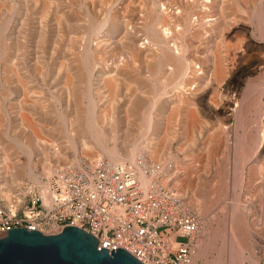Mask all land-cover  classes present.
<instances>
[{
	"label": "rangeland",
	"instance_id": "1",
	"mask_svg": "<svg viewBox=\"0 0 264 264\" xmlns=\"http://www.w3.org/2000/svg\"><path fill=\"white\" fill-rule=\"evenodd\" d=\"M218 1L199 0L198 3V0H102V3L101 0H0V174H3L2 177L4 176L3 178L11 185L5 191L11 193L22 185L13 186L12 181L18 171L17 168L22 169L28 162L29 155L21 147L23 144L29 147L31 152L33 151L35 163H39L40 159H44V153L49 152V148L59 147L60 144L59 148L62 149L69 144L65 136V120L74 117L78 122L81 119L78 126L79 134L84 133L82 137L90 138L86 132L88 129L85 120L88 118L86 112L89 96L86 98L85 95L93 93L95 101L98 105L101 104L99 107L103 106L102 109L111 110L113 106V112H109L108 116L113 113L114 118L117 117L115 122L117 119L118 121L112 124L115 128L110 126L109 137L113 135L117 123L128 118L124 123L127 122L129 127L120 123L119 128H124L121 138L125 142L122 139L121 145L120 143L118 145L122 149H129L132 147L130 145L132 142L138 141L137 136L142 133L144 127V117L141 116H144L145 108L157 99L156 113H159L157 111L166 113L164 112V116L162 114L164 127L157 126L159 119L156 118L157 120L154 121V131L158 133L156 145L164 149V144L167 143V147L163 150L162 158L159 157L161 159L148 155L147 157L153 162L152 164L162 168L164 166L165 182L170 176L171 178L175 176L173 177L175 184H172L184 194L185 200L191 202V211L200 215L202 219L199 248L205 246V249L204 254L199 249L198 254L201 253V257L196 264H219L220 261L221 264L225 262L232 264L231 256L234 251L230 243L228 244L230 241L229 238L227 241L226 236L229 237L231 219L229 216L234 205L238 206L237 230L239 231L236 232L244 249L245 260L242 264H264V142L261 141V136H264V16L260 14L264 13V0ZM261 3L262 6H259ZM188 7H193V15L189 17L190 31L186 30L183 21V15L189 11ZM63 11L65 16L62 14ZM257 12L260 13L257 15ZM112 13L114 18L111 21L107 20L108 15ZM212 18H215L214 21ZM258 18H261L263 21H260L263 23ZM101 20H107L106 24H109L103 27L106 29L97 33L93 28L97 23L103 22ZM118 23L120 27H116ZM160 32L164 35L166 44L169 43L168 45L173 46L172 48L181 55L185 54L186 60L190 61L188 63L191 70L189 69L187 80L181 81L172 77L176 69L175 65L166 66V69H162V73H159V62L155 56L161 50V45L157 46L159 43L157 36ZM180 38L183 40L181 41ZM88 48L95 49L94 56H91L89 62H84L82 57L89 50ZM67 61L71 62L67 63ZM84 68L90 69L93 75ZM139 69L143 71L138 72ZM68 73L72 75L70 74L69 77ZM217 75L220 76L221 81ZM115 76L117 80H113ZM139 81L141 83L137 85ZM67 83L68 85L70 83V87ZM88 87L93 91L90 94ZM164 88L167 89L164 96L161 99L156 98L158 91ZM139 89L142 92L138 91ZM84 91H87L86 94ZM138 94L141 98H138ZM73 96H76V102ZM85 98L88 100L86 101ZM163 102H166L165 105ZM115 103L117 107L114 106ZM133 105L136 110L139 107L137 110L139 112ZM66 110L70 111L66 112ZM125 112L132 114L128 116ZM120 115L127 118L122 119ZM62 117L66 119L63 120ZM31 126H34L35 130H32ZM56 132L59 134L56 135ZM167 134L169 138L171 137L170 140L167 139ZM146 142L143 139L142 144L140 143L141 147H147ZM143 155H145L144 151L140 150L138 157ZM14 165L17 168H14ZM180 170L181 172H178ZM25 182L29 181L24 180L23 183ZM237 248L234 246L236 253L239 251ZM230 251L233 252L232 255Z\"/></svg>",
	"mask_w": 264,
	"mask_h": 264
},
{
	"label": "built area",
	"instance_id": "2",
	"mask_svg": "<svg viewBox=\"0 0 264 264\" xmlns=\"http://www.w3.org/2000/svg\"><path fill=\"white\" fill-rule=\"evenodd\" d=\"M143 155L136 162H66L42 184L25 182L0 197V238L26 228L46 235L77 227L143 264H193L202 219ZM149 177L151 182H146Z\"/></svg>",
	"mask_w": 264,
	"mask_h": 264
},
{
	"label": "bare ground",
	"instance_id": "3",
	"mask_svg": "<svg viewBox=\"0 0 264 264\" xmlns=\"http://www.w3.org/2000/svg\"><path fill=\"white\" fill-rule=\"evenodd\" d=\"M82 1V0H81ZM155 1V0H154ZM213 1H215V0H213ZM218 1V0H217ZM222 1V0H221ZM258 1H260V0H258ZM47 2V1H46ZM101 2H102V0H101ZM219 2V1H218ZM40 3V2H39ZM42 3V2H41ZM103 3V2H102ZM198 3H199V0H198ZM217 3V2H216ZM156 5H157V3H155ZM182 4V3H181ZM260 4V3H259ZM40 5V4H39ZM223 5V4H222ZM228 5V4H227ZM256 5H258V4H256ZM130 6V5H129ZM188 6V5H187ZM200 6V5H199ZM224 6V5H223ZM223 6H221V7H223ZM259 6H262V3H261V5H259ZM264 6V5H263ZM81 7V6H80ZM119 7V6H118ZM82 8V7H81ZM155 8V7H154ZM158 8H160V7H158ZM259 8H261V10H263L262 9V7H259ZM40 9V8H39ZM111 9V8H110ZM109 9V10H110ZM120 9V8H119ZM183 9V8H182ZM185 9V8H184ZM223 9V8H222ZM226 9V8H225ZM258 9V8H257ZM256 9V10H257ZM159 10H161V9H159ZM188 10L189 11H187L184 15H183V21L185 22V27H186V30L187 31H190L189 29L191 28L190 27V21H189V17L191 16V14H192V11H193V7H188ZM216 10V9H215ZM259 10V9H258ZM257 10V11H258ZM62 11V10H61ZM60 11V12H61ZM121 11V10H120ZM154 11H155V9H154ZM255 11V10H254ZM260 11V10H259ZM264 11V10H263ZM59 12V11H58ZM64 12V11H63ZM73 12V11H72ZM90 12V11H89ZM117 12V11H116ZM161 12V11H160ZM211 12V11H210ZM210 12H209V14H210ZM227 12V11H226ZM88 13V12H87ZM156 13H157V11H156ZM223 13H225V12H223ZM258 13H260V12H257V15H258ZM263 13V12H262ZM262 13H260L261 14V16H264V15H262ZM63 15L65 14V12L64 13H62ZM106 14H107V12H106ZM117 14V13H116ZM121 14V13H120ZM251 14V13H250ZM264 14V13H263ZM96 15V14H95ZM165 15V14H164ZM175 15V14H174ZM193 15V14H192ZM226 15V14H225ZM225 15H222V16H225ZM230 15V14H229ZM253 15V14H252ZM19 16V15H18ZM65 16V15H64ZM70 16V15H69ZM71 16H72V13H71ZM94 16V15H93ZM100 16V15H99ZM157 16H159V15H157ZM255 16V15H254ZM91 17V16H90ZM89 17V18H90ZM97 17V16H96ZM118 17H121V16H118ZM166 17V16H165ZM174 17V16H173ZM227 17V16H226ZM257 17V16H256ZM91 18H93V17H91ZM114 18V15H113V13L112 14H109L108 15V18H107V20H110L111 21V19H113ZM158 18V17H157ZM160 18V17H159ZM177 18V17H176ZM224 18V17H223ZM227 18H229V17H227ZM262 18V17H261ZM259 19V21L260 20H262V19ZM69 20H70V18H68ZM72 19V18H71ZM96 19V18H95ZM98 19V18H97ZM121 19V18H120ZM175 19V18H174ZM201 19V18H200ZM213 19V21H214V19L215 18H212ZM226 19V18H225ZM253 19V18H252ZM61 20H62V18H61ZM60 20V21H61ZM68 20V21H69ZM91 20V19H90ZM93 21H94V19H92ZM107 20H105V21H103V20H101V21H103V22H99V23H97V25L93 28V30L95 31V32H97L98 33V31H101L102 29H103V27L104 26H106V25H108V24H106L107 23ZM161 20V19H160ZM210 20H211V18H210ZM218 20V19H217ZM221 20V19H220ZM89 21V20H88ZM110 21H108V22H110ZM119 21V20H118ZM163 21V20H162ZM227 21V20H226ZM263 21V20H262ZM262 21H260V22H262ZM90 22V21H89ZM155 22V21H154ZM158 22V21H157ZM200 22V21H199ZM221 22H223V21H221ZM92 23V22H91ZM113 21H112V25H113ZM182 23V22H181ZM231 23V22H230ZM263 23V22H262ZM7 24V23H6ZM61 24V23H60ZM95 24V23H94ZM111 24V23H110ZM119 24V23H118ZM201 24V23H200ZM217 24V23H216ZM226 24V23H225ZM228 24V23H227ZM226 24V25H227ZM111 25V26H112ZM123 25V24H122ZM122 25H121V29H122ZM114 26H115V24H114ZM113 26V27H114ZM155 26V25H154ZM166 26V25H165ZM194 26V25H193ZM199 26V25H198ZM206 26V25H205ZM204 26V27H205ZM212 26V25H211ZM222 26V25H221ZM260 26H262V25H260ZM110 27V26H109ZM108 27V28H109ZM116 27H120V24L117 26V24H116ZM207 27V26H206ZM215 27V26H214ZM111 28V27H110ZM109 28V29H110ZM148 28V27H147ZM200 28V27H199ZM5 29H6V27H5ZM4 29V30H5ZM104 29H106V28H104ZM103 29V30H104ZM115 29V28H114ZM149 29H151V28H149ZM92 30V32H94ZM120 30V29H119ZM155 30V29H154ZM215 30H217V29H215ZM261 30V29H260ZM263 30V29H262ZM1 31V30H0ZM91 31V30H90ZM112 31V30H111ZM149 31V30H148ZM183 31V30H182ZM218 31V30H217ZM118 32V31H117ZM152 32H153V29H152ZM186 32V31H185ZM192 32V31H191ZM113 33H115V32H113ZM129 33V32H128ZM91 34V33H90ZM94 33H92V35H93ZM218 34V33H217ZM220 34V33H219ZM95 35V34H94ZM129 35V34H128ZM155 35V34H154ZM157 35V34H156ZM193 35V34H192ZM231 35V34H230ZM129 36H131V35H129ZM219 36V35H218ZM221 36H222V34H221ZM220 36V37H221ZM263 36V35H262ZM89 37V36H88ZM125 37H127V36H125ZM205 37V36H204ZM215 37V36H214ZM8 38H9V36H8ZM157 38H158V41H159V43H158V45L157 46H160L161 45V47H160V51L157 53V55L155 56V59L156 60H158V62H159V68H158V70H159V73L161 72L162 73V71L163 70H165L166 69V66H169V65H175L176 66V69L173 71V74H172V77H176V78H178V79H181V81L182 80H187V78H188V73L190 72L189 71V69H190V64L188 63V61L186 60L187 58H185L186 56H184L183 54L181 55V53H179V52H177L176 50H174V48H172V47H170L168 44H166L165 42H166V39H165V37H164V35H162V32H160V35H158L157 36ZM186 38V37H185ZM4 39V38H3ZM90 39V41H91V38H89ZM128 39H131V38H128ZM154 39V38H153ZM181 39V38H180ZM201 39V38H200ZM204 39V38H203ZM223 39V38H222ZM221 39V40H222ZM183 39H181V41H182ZM207 40V39H206ZM130 41V40H129ZM150 41H152V40H150ZM149 41V42H150ZM170 41V40H169ZM134 42V41H133ZM128 43V42H127ZM157 43V42H156ZM176 43V42H175ZM180 43V42H179ZM186 43V42H185ZM223 43V42H222ZM90 44H91V42H90ZM131 43H129V45H130ZM137 44V43H136ZM153 44H155V42L153 43ZM177 44V43H176ZM11 45H13V44H11ZM107 45V44H106ZM126 45V44H125ZM139 45V44H138ZM141 45V44H140ZM144 45H145V43H144ZM180 45H182L183 46V44H180ZM187 45V44H186ZM107 46H109V45H107ZM106 46V47H107ZM124 46V45H123ZM177 46V45H176ZM185 46V45H184ZM192 46V45H191ZM190 46V47H191ZM202 46V45H201ZM208 46V45H207ZM213 46H215V45H213ZM13 47V46H12ZM84 47V46H83ZM86 47V46H85ZM125 47V46H124ZM148 47V46H147ZM6 48V47H5ZM9 48V47H8ZM95 48V47H94ZM127 48V47H126ZM136 48V47H135ZM212 48V47H211ZM86 49H87V47H86ZM89 49V48H88ZM149 49V48H148ZM187 49V48H186ZM197 49V48H196ZM83 50V49H82ZM93 50H95V49H89V50H87L85 53H84V57H82V58H84V59H82L84 62H89V60L91 59V56L94 54V51ZM130 50V49H129ZM147 50V49H146ZM5 51V50H4ZM152 51V50H151ZM184 51V50H183ZM215 51H217V50H215ZM215 51H214V53H215ZM1 52H3V51H1ZM82 52V51H81ZM80 52V53H81ZM173 52V53H172ZM8 54V53H7ZM82 54V53H81ZM80 54V55H81ZM150 54V53H149ZM148 54V55H149ZM3 55V54H2ZM13 56V55H12ZM94 56V55H93ZM150 56V55H149ZM80 57V56H79ZM146 57H147V55H146ZM1 58V57H0ZM15 58V57H14ZM71 59H73L74 60V58H72V57H70ZM93 58V57H92ZM128 58V57H127ZM150 58H151V56H150ZM62 59V58H61ZM129 59V58H128ZM215 59H216V54H215ZM224 59V58H223ZM226 59V58H225ZM230 59V58H229ZM72 60V61H73ZM79 60V59H78ZM81 60V61H82ZM139 60V59H138ZM142 60V59H141ZM151 61H152V59H150ZM13 61V60H12ZM60 61V60H59ZM83 61L81 62V63H83ZM150 61V62H151ZM154 61V60H153ZM70 63L71 61H67V63ZM143 62V61H142ZM148 63L147 62V64H151V63ZM190 62V61H189ZM215 62V61H214ZM219 61H217V63H218ZM74 64V63H73ZM78 64V63H77ZM141 64V63H140ZM143 64H144V62H143ZM146 64V65H147ZM216 64V63H215ZM13 65H15V64H13ZM84 65L86 66V63H84ZM59 66V65H58ZM75 66H76V64H75ZM152 66H153V64L152 65H150V67L152 68ZM206 66V65H205ZM216 66V65H215ZM230 66V65H229ZM13 67V66H12ZM16 67V66H15ZM64 67V66H63ZM70 67V66H69ZM68 67V68H69ZM88 67H89V64H88ZM87 67V68H88ZM141 67H142V65H141ZM141 67H138V68H141ZM218 67L219 66H217L216 68L218 69ZM18 68V67H17ZM75 68V67H74ZM78 68V67H77ZM86 68V69H87ZM90 68H92V67H90ZM148 69H149V66L147 67ZM212 68H214V67H212ZM233 68V67H232ZM1 69V68H0ZM13 69H15V68H13ZM64 69V68H63ZM71 69V68H70ZM80 69V68H79ZM114 69V68H113ZM142 69V68H141ZM163 69V70H162ZM203 69V68H202ZM220 69V68H219ZM11 70V69H10ZM62 70V69H61ZM61 70H59V72H61ZM72 70V69H71ZM84 70H85V68H84ZM151 70V69H150ZM149 70V71H150ZM157 70V71H158ZM191 70V69H190ZM204 70H206V69H204ZM8 71V70H7ZM70 71V70H69ZM68 71V72H69ZM74 71H76V70H74ZM78 71V70H77ZM86 72H90L91 70L89 69H87V70H85ZM110 71V70H109ZM120 71H121V69H120ZM138 71V70H137ZM140 71H143V70H140L139 69V71L138 72H140ZM219 70H217V73H219L218 72ZM14 72H16V71H14ZM62 72H63V70H62ZM66 72V71H65ZM92 72H94V71H92ZM108 72V71H107ZM107 72H105V73H107ZM111 72H112V70H111ZM110 72V73H111ZM114 72V71H113ZM116 72V71H115ZM126 72V71H125ZM130 72V71H129ZM147 72V71H146ZM206 72V71H205ZM208 72V71H207ZM4 73H5V71H4ZM17 73H19L20 74V72H17ZM17 73H15L16 75H18ZM75 73V72H74ZM120 73V72H119ZM137 73V72H136ZM148 73V72H147ZM226 73V72H225ZM69 75V77H70V74L71 73H68ZM76 74V73H75ZM74 74V75H75ZM81 74V73H80ZM79 74V75H80ZM89 74H92L93 75V73H89ZM125 74V73H124ZM127 74V73H126ZM134 74V73H133ZM140 74V73H139ZM208 74V73H207ZM220 74H221V72H220ZM14 75V74H13ZM64 75H65V73H64ZM72 75V74H71ZM86 75H88L87 73H86ZM130 75V74H129ZM190 75V74H189ZM7 76V75H6ZM67 76V78H69ZM90 76V75H89ZM101 76V75H100ZM99 76V77H100ZM102 76H103V74H102ZM139 76V75H138ZM144 76H145V74H144ZM205 76H206V73H205ZM219 75H217V77H218ZM18 77V76H17ZM85 77V76H84ZM93 76H91V78H92ZM109 77V76H108ZM134 77H136V75L134 74ZM140 77V76H139ZM139 77H137V78H139ZM208 77V76H207ZM8 78V77H7ZM73 78L74 79H76L74 76H73ZM95 78V77H94ZM125 78H127L128 79V76L126 77V75H125ZM225 78V77H224ZM5 79H6V77H5ZM13 79V78H12ZM15 79V78H14ZM116 79V76H115V78L113 79V80H115ZM129 79H131L130 78V76H129ZM136 79V78H135ZM142 79V78H141ZM219 80H220V76H219V78H218ZM63 80H65V79H63ZM73 80V79H72ZM117 80V79H116ZM140 80V79H139ZM148 80V79H147ZM208 80V79H207ZM209 80H210V78H209ZM218 80V81H219ZM11 81V80H10ZM9 81V82H10ZM14 81V80H13ZM19 81V80H18ZM20 81H21V79H20ZM19 81V82H20ZM74 81V80H73ZM88 81H90L89 80V78H88ZM94 81V80H93ZM202 81V80H201ZM221 81V80H220ZM121 82V81H120ZM134 82H136L135 80H134ZM144 82V81H143ZM223 82H224V80H223ZM90 83V82H89ZM96 83V82H95ZM104 83V82H103ZM141 83V81H139V83H136L137 85L138 84H140ZM154 83H155V81H154ZM198 83V82H197ZM7 84H8V82H7ZM65 84H66V81H65ZM72 84V83H71ZM74 84V83H73ZM92 84V83H91ZM117 84V83H116ZM120 84V83H119ZM119 84H117V85H119ZM261 84V83H260ZM67 85H68V83H67ZM69 85H70V83H69ZM68 85V86H69ZM116 85V86H117ZM200 85V84H199ZM224 86H225V84H224ZM67 87V86H66ZM70 87V86H69ZM97 87V86H96ZM261 87V86H260ZM259 87V88H260ZM88 88H90V87H88ZM139 88V87H138ZM74 89V88H73ZM76 89V88H75ZM92 88H90V91H89V94H90V92L92 91L91 90ZM118 89V88H117ZM221 89V88H220ZM219 88H218V90H220ZM225 89V88H224ZM77 90V89H76ZM86 90H87V87H86ZM108 90V89H107ZM202 90V89H201ZM217 90V89H216ZM70 91V90H69ZM72 91V90H71ZM105 91V90H104ZM138 91H140V89L138 90ZM167 91V89L166 88H164L163 90H159L158 92V94H157V97L156 98H158V99H161V97L162 96H164L163 94L165 93ZM175 91V90H174ZM177 91V90H176ZM200 91V90H199ZM73 92L75 93V91L73 90ZM85 92V91H84ZM87 92V91H86ZM86 92H85V94H86ZM93 92V91H92ZM91 92V93H92ZM103 92V91H102ZM140 92H142V91H140ZM144 92V91H143ZM169 92V91H168ZM179 92H181L180 90H179ZM178 92V93H179ZM219 92V91H218ZM69 93V92H68ZM73 93V94H74ZM77 93V92H76ZM116 93H117V91H116ZM221 94H222V92H220ZM255 93V92H254ZM84 94V93H83ZM132 94H133V91H132ZM137 94V93H136ZM196 94V93H195ZM198 94H199V92H198ZM71 95H72V93H71ZM193 95V94H192ZM197 95V94H196ZM78 96V95H77ZM86 96H89V98L88 97H86ZM95 96V95H94ZM96 96H97V94H96ZM95 96V97H96ZM135 96V95H134ZM138 96V98L140 97V95L138 94L137 95ZM54 97V96H53ZM70 97V96H69ZM74 97V96H73ZM76 97V96H75ZM74 97V98H75ZM83 97V96H82ZM85 97L86 98H88L89 99V103H88V111L86 112L87 113V115H88V118L86 119L85 118V120H87V122H86V124H87V129H88V131H86L85 129V131L86 132H88V134H89V139H86V138H84V137H82V134H84V133H82L81 135L79 134L80 132V128L78 127L79 126V122H80V120H79V122H78V120H77V118L76 117H74L73 119H71V120H65L66 119V117H65V119H63V117H62V119L63 120H65L66 121V123H65V125H66V138H67V141L69 142V144H67V145H65V147H63V146H61V147H63L62 149L61 148H59L60 147V144H59V147H54V148H52V149H50L49 148V152L47 151V152H45L44 153V159H40V161H39V163H35V159H34V157H33V154H32V152L30 151V149H29V147H27V146H21V145H19V146H21L22 148H23V150H25L26 152H28V155H29V158H28V162H26V164H22L23 165V167H22V169H18L17 167H16V165H14V168L16 167L17 168V170L18 171H16V173H15V176L13 177V186L16 184H23V182H24V180H28V181H31V182H33L34 184H38V185H41L42 184V178H49V177H51L55 172H56V170L58 169V167L59 166H61V164H64V163H66V162H74V163H80V162H82V161H88V162H94V161H96V160H99V159H102L103 157L102 156H105V157H107V159H109L110 161H113V162H136V160H137V158H138V154H139V152H140V150H143L144 151V153H145V156H153V157H158V159H161L162 158V155H163V150L165 149L166 150V148L165 147H167L166 145H167V143H165L164 145V149L162 148V149H160L157 145H156V139L158 138V133L156 132V131H154V129H155V125H154V121H155V119L157 118V119H159V122H157V126L160 128V127H164L165 125H162L163 123H162V121H164L163 120V117H162V114H163V116H164V112H160V111H157V112H159V113H156V110H155V104L157 103V99H156V102H151V105L150 106H147V104H146V108H145V110H144V116H141V118H143L144 117V127H143V131H142V133L140 134V133H138V134H140V135H138L137 136V142L135 141V143H131L130 145L132 146H130L131 148H129V149H122V148H120L118 145H119V143L121 142L120 140H122L123 138H121V136H123L121 133H123V131H122V129H124V128H122V129H119L120 128V123H122V124H125L124 122L128 119L127 118V116H124V117H126L127 119H125L124 117H121V115H120V117L122 118V119H125L123 122H120V123H117L118 125H117V128L115 129V131H113V135L111 136V137H109V134H110V132H111V129H110V126L112 125V124H115L117 121H118V119H117V121L115 122V119L117 118L116 116V118H114V115H113V113L111 114L110 113V116H108V114H109V112H113V106L111 107V110H106V108L104 109H102V107L100 108L99 106L101 105H98V103L95 101V99H94V97H93V93L91 94V95H85ZM154 97V96H153ZM184 97V96H183ZM245 97V96H244ZM85 98V99H86ZM138 98H135V100H137ZM141 98V97H140ZM145 98V97H144ZM28 99V98H27ZM56 99H57V97H56ZM84 99V98H83ZM88 99H86V101L88 100ZM117 99V98H116ZM142 99H143V97H142ZM142 99H140V100H142ZM175 99H176V96H175ZM174 99V100H175ZM58 100V99H57ZM78 100V99H77ZM149 100V99H148ZM187 100V99H186ZM73 101H74V99H73ZM116 100H114V102H115ZM126 101V100H125ZM138 101H139V99H138ZM137 101V102H138ZM192 101V100H191ZM60 102V101H59ZM74 102H76V98H75V101ZM78 102V101H77ZM113 102V103H114ZM131 102H132V100H131ZM135 101H134V99H133V103H134ZM136 102V103H137ZM146 102V101H145ZM169 102V101H168ZM173 102V101H172ZM82 103V102H81ZM84 103V102H83ZM82 103V104H83ZM112 103V104H113ZM128 103V102H127ZM127 103H125V104H127ZM161 103V102H160ZM165 103L166 102H163V104L165 105ZM135 104V103H134ZM139 104H140V102H139ZM162 104V103H161ZM170 104V103H169ZM189 104V103H188ZM191 104V103H190ZM137 105V104H136ZM148 105H149V103H148ZM187 105V104H186ZM71 106V105H70ZM76 106V105H75ZM85 106V105H84ZM87 106V105H86ZM114 106H116V103H115V105ZM128 106H129V104H128ZM130 106H131V103H130ZM134 106V105H133ZM141 106V105H140ZM117 107V106H116ZM120 107V106H119ZM132 107V106H131ZM168 107V106H167ZM171 107V106H170ZM243 107V106H242ZM42 108V107H41ZM78 108H79V106H78ZM78 108H75V109H78ZM109 108H110V106H109ZM115 108V107H114ZM160 108V107H159ZM186 108V107H185ZM250 108V107H249ZM66 109V108H65ZM122 109H124V108H122ZM130 109V108H129ZM134 109L136 110V108H135V106H134ZM139 109V107L137 108V110ZM167 109V108H166ZM191 109H192V107H191ZM116 110V109H115ZM114 110V111H115ZM120 110V111H119ZM118 111L119 112H121V109H119ZM136 110V111H137ZM243 110V109H242ZM242 110H241V112H242ZM61 111V110H60ZM59 111V114L61 113ZM63 111V110H62ZM70 111V110H69ZM69 111H67L66 110V112H69ZM72 111V110H71ZM79 111V110H78ZM78 111H76V112H78ZM118 111H117V113H118ZM122 111H125V110H122ZM130 111H131V109H130ZM163 111V110H162ZM168 111V110H167ZM236 111V110H235ZM81 112V111H80ZM79 112V113H80ZM133 112V111H132ZM137 112H139V111H137ZM184 112V111H183ZM238 112H240V109H239V111ZM126 113V112H125ZM127 113H129V111H127ZM126 113V115H128V116H130L132 113H130V115L129 114H127ZM143 113V112H142ZM166 113V112H165ZM169 113V112H168ZM256 113V112H255ZM27 114V113H26ZM26 114H24V115H26ZM81 114V113H80ZM120 114V113H119ZM118 114V115H119ZM239 114V113H238ZM84 115V114H83ZM117 115V116H118ZM122 115H123V112H122ZM125 115V114H124ZM184 115V114H183ZM241 115V114H240ZM239 115V117H242V116H240ZM244 115V114H243ZM67 116V115H66ZM82 116V115H81ZM236 116H237V113H236ZM119 117V116H118ZM132 117V116H131ZM130 117V118H131ZM26 118V117H25ZM29 118H31V117H29ZM61 118V117H60ZM70 118H72V117H70ZM69 118V119H70ZM133 118V117H132ZM134 118H135V116H134ZM168 118V117H167ZM238 118V117H237ZM26 119H28V117L26 118ZM156 119V120H157ZM165 119V118H164ZM175 119V118H174ZM241 119V118H240ZM29 120V119H28ZM61 120V119H60ZM235 120H237V119H235ZM234 120V121H235ZM64 121V122H65ZM122 121V120H121ZM262 121V120H261ZM26 122H28V121H26ZM82 122V121H81ZM129 122V121H128ZM184 122V121H183ZM238 122H239V119H238ZM25 123V122H24ZM32 123V122H31ZM170 123H171V121H170ZM27 124V123H26ZM82 124V123H81ZM121 124V125H122ZM129 124V123H128ZM33 125V124H32ZM84 125V124H83ZM125 125H127V122H126V124ZM124 125V126H125ZM198 125V124H197ZM56 126H58V125H56ZM56 126L55 127H53V129L55 130V128H56ZM64 126V125H63ZM113 127H114V125H112ZM128 126V125H127ZM127 126H126V128H127ZM32 127V126H31ZM113 127H111V128H113ZM129 127V126H128ZM184 127V126H183ZM258 127H259V125H258ZM257 127V128H258ZM33 128H35L34 126L32 127V130H35V129H33ZM64 128V127H63ZM115 128V127H114ZM113 128V129H114ZM171 128V127H170ZM173 128V127H172ZM171 128V129H172ZM181 128V127H180ZM185 128V127H184ZM236 128V127H235ZM261 128V127H260ZM259 128V129H260ZM127 129H129V128H127ZM126 129V130H127ZM189 129H190V127H189ZM53 130V131H54ZM58 130V129H57ZM125 130V131H126ZM157 130V129H156ZM165 130H166V128H165ZM183 130H185V129H183ZM182 130V131H183ZM61 131V130H60ZM122 131V132H121ZM128 131V130H127ZM158 131H161L160 129H158ZM259 131V130H258ZM257 131V132H258ZM162 133H163V131H161ZM160 132V133H161ZM167 132H168V130H167ZM185 132V131H184ZM184 132H183V134H184ZM190 132V131H189ZM236 132V131H235ZM238 132V131H237ZM35 133V132H34ZM57 134L56 135H58L59 133L58 132H56ZM63 133V132H62ZM161 133V134H162ZM86 134V133H85ZM165 134V133H164ZM260 134V133H259ZM39 135V134H38ZM169 135H170V132H169ZM168 134H167V137L169 136ZM40 136V135H39ZM60 136V135H59ZM64 136V137H65ZM238 136V135H237ZM255 136V135H254ZM244 137H245V135H244ZM262 138H261V141L262 142H264V136H261ZM56 138V137H55ZM125 138V137H124ZM129 137H127V140H129L128 139ZM171 138V137H170ZM170 138L168 137L167 139H169L170 140ZM215 139H216V137H214ZM217 138H219V137H217ZM134 139H135V137H134ZM146 140L147 142V144H146V146L147 147H145V146H143L144 144H145V142L143 143V147H141V142H142V140ZM221 139V138H220ZM15 140V139H14ZM17 140V139H16ZM57 140V139H56ZM58 140L60 141V139L58 138ZM124 140V139H123ZM139 140L141 141V142H139ZM214 140V139H213ZM258 140V139H257ZM21 141V140H20ZM112 141V144H110V142ZM168 141V140H167ZM17 142V141H16ZM35 142V141H34ZM124 142H125V140H124ZM124 142L122 143V144H124ZM128 142V141H127ZM131 142V141H130ZM166 142V141H165ZM191 142V141H190ZM243 142V141H242ZM262 142H261V144H262ZM13 143H14V141H13ZM18 143V142H17ZM33 143V142H32ZM141 143V144H140ZM168 143H169V141H168ZM212 143V142H211ZM16 144V143H15ZM26 144V143H25ZM193 144H194V142H193ZM216 144H218V143H216ZM3 145V144H2ZM120 145H121V143H120ZM129 145V144H128ZM163 145V144H162ZM244 145V144H243ZM246 145V144H245ZM244 145V146H245ZM5 146V145H4ZM16 146V145H15ZM14 146V147H15ZM33 146V145H32ZM9 147V146H8ZM51 147H53V146H51ZM97 147H99V148H97ZM218 147V146H217ZM220 147V146H219ZM241 147V146H240ZM31 148V147H30ZM45 149H46V147H44ZM4 149H5V147H4ZM10 149V148H9ZM17 149V148H16ZM15 149V150H16ZM38 149H40V148H38ZM19 150H20V148H19ZM13 151H14V149H13ZM17 151H18V149H17ZM36 151V150H35ZM242 151V150H241ZM22 152V151H21ZM39 152V151H38ZM6 153V152H5ZM10 153H12V152H10ZM40 154V153H39ZM43 154V153H42ZM6 155V154H5ZM8 155V154H7ZM11 155V154H10ZM178 155V154H177ZM40 156H41V154H40ZM43 156V155H42ZM161 156V158H159ZM179 156V155H178ZM104 157V158H105ZM164 157V156H163ZM200 157V156H199ZM173 158V157H172ZM177 160V159H176ZM182 160V159H181ZM247 160V159H246ZM245 160V161H246ZM154 161V160H153ZM158 161V160H157ZM166 161V160H165ZM168 161V160H167ZM172 161V160H171ZM177 161H179V160H177ZM38 162V161H37ZM152 162V161H151ZM154 162H156V161H154ZM173 162V161H172ZM172 162H170V163H172ZM153 163V162H152ZM177 163H179V162H176V164ZM184 163V162H183ZM15 164V163H14ZM165 164H167V163H165ZM173 165V164H172ZM19 166H21L20 164H19ZM18 166V167H19ZM171 166V165H170ZM169 166V167H170ZM263 166V165H262ZM168 167V168H169ZM173 167V166H172ZM243 167V166H242ZM180 168H181V166H180ZM0 170H1V168H0ZM14 170V169H13ZM164 166H163V168L161 167L160 169H159V171H160V173H161V175H163V177H166V175H164ZM172 170V169H171ZM243 170V169H242ZM9 171H10V169H9ZM166 171V170H165ZM178 172H181V170L180 171H178ZM5 173V172H4ZM12 173H14V172H12ZM177 173V172H176ZM192 173V172H191ZM2 175L3 174H0V197H4V198H10V196H11V194H10V191L9 192H6L5 191V189H7V188H10V186L11 185H9L8 183V180L7 179H4L3 177H2ZM9 175V174H8ZM170 175V174H169ZM191 175V174H190ZM7 176V175H6ZM13 176V175H12ZM240 176V175H239ZM242 176V175H241ZM173 177H175V176H173ZM171 178V176H170V178H168L167 180H166V183L169 185L170 183L172 184H175V182H174V178ZM12 178V177H11ZM179 179V178H178ZM242 179V178H241ZM145 180H146V182H151V179L149 178V177H145ZM164 180V179H163ZM182 181V180H181ZM188 181V180H187ZM241 181V180H240ZM194 182V181H193ZM244 182V181H243ZM170 184V185H171ZM172 184V185H173ZM6 185L8 186V187H6ZM241 186V185H240ZM173 187H174V189L178 192V193H180V195H184L182 192H180L179 190H178V188L177 187H175L174 185H173ZM230 191V190H229ZM233 191V190H232ZM186 193H187V191H186ZM240 193H242V192H240ZM234 195V194H233ZM199 197V196H198ZM186 198V197H185ZM240 200V199H239ZM236 203V202H235ZM234 203V204H235ZM185 205H186V207L187 208H189L190 210H191V202L190 201H188L187 199H186V201H185ZM237 205V204H236ZM264 205V204H263ZM244 208L246 209V207L244 206ZM202 209V208H201ZM231 209V208H230ZM229 210V209H228ZM228 210H226V211H228ZM198 212H200V210H198ZM230 212V211H229ZM228 212V213H229ZM237 212H238V206L236 207L235 205H234V208L232 207V211H231V216H229V217H231V221L229 220V222H230V226H229V229L230 230H228V232H229V237H228V233L226 234L227 236H226V238H227V241H228V238H229V241L230 242H228V244L230 245V247H231V249H232V251H234V254L232 255V251H230V253H231V255H230V253H229V255L232 257V264H242L243 262H244V249H243V247H242V245H241V243L239 242V238H238V235H237V232L236 231H239V230H237ZM226 213V212H225ZM200 214V213H199ZM202 214V213H201ZM227 214V213H226ZM228 216V215H227ZM225 220V219H224ZM245 221V220H244ZM243 221V222H244ZM222 222H224L223 220H222ZM248 222V221H247ZM226 223V222H225ZM228 223V222H227ZM226 223V224H227ZM243 225V224H242ZM262 225V224H261ZM247 226V225H246ZM228 226L226 225V228H227ZM249 228V227H248ZM228 229V228H227ZM225 234V233H224ZM202 237V236H201ZM203 240V239H202ZM227 244V246H229ZM226 246V247H227ZM234 246H237L238 248H237V250L239 249V251H237V253L235 252V249H234ZM201 247H202V245H201ZM205 247V246H204ZM204 247H202V248H199V249H201L200 251H201V253H203L204 254ZM228 249V248H227ZM230 249V248H229ZM207 251V250H206ZM229 252V251H228ZM201 253L200 254H198L197 256H196V258H195V260H194V262H193V264H196L197 263V261H198V259L201 257ZM229 256V257H230ZM228 257V259H231V258H229ZM251 257V256H250ZM219 258V257H218ZM249 258V257H248ZM257 262V261H256ZM226 263V262H225ZM224 263V264H225ZM228 263V262H227ZM217 264V263H216ZM219 264H221V261H220V263Z\"/></svg>",
	"mask_w": 264,
	"mask_h": 264
},
{
	"label": "water",
	"instance_id": "4",
	"mask_svg": "<svg viewBox=\"0 0 264 264\" xmlns=\"http://www.w3.org/2000/svg\"><path fill=\"white\" fill-rule=\"evenodd\" d=\"M99 241L77 227L54 235L13 229L0 238V264H143L122 249L99 250Z\"/></svg>",
	"mask_w": 264,
	"mask_h": 264
}]
</instances>
